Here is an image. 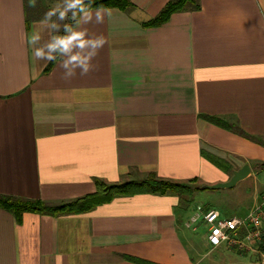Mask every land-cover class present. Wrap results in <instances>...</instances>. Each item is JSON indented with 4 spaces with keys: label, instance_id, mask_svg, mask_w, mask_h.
I'll return each instance as SVG.
<instances>
[{
    "label": "crops",
    "instance_id": "0c3cea01",
    "mask_svg": "<svg viewBox=\"0 0 264 264\" xmlns=\"http://www.w3.org/2000/svg\"><path fill=\"white\" fill-rule=\"evenodd\" d=\"M170 1L105 9L104 24L85 26L106 41L92 71L65 80L59 58L47 70L27 43L47 5L0 0L1 196L59 204L97 183L210 186L244 165L247 178L264 170V0H199L146 26ZM196 195H118L86 213L19 220L0 208V264H200Z\"/></svg>",
    "mask_w": 264,
    "mask_h": 264
},
{
    "label": "trees",
    "instance_id": "16d2710c",
    "mask_svg": "<svg viewBox=\"0 0 264 264\" xmlns=\"http://www.w3.org/2000/svg\"><path fill=\"white\" fill-rule=\"evenodd\" d=\"M86 3H88V0H86ZM91 5L92 7L90 10H95L98 7L102 6L104 9L118 8L124 11L130 6V0H91ZM198 8L199 0H171L159 13V15L148 22L146 26L156 27L162 25L163 23L167 22L169 17L175 12H179L182 10L195 11L198 10ZM70 15L71 14H69V16ZM69 24H75V22L70 19ZM61 34H63V28L61 29ZM55 61L56 60L51 61V63L47 67V70ZM202 117L206 121L222 129H235V127L218 118L209 116ZM206 158L219 169L225 172L229 170V166L224 161L208 155L206 156ZM193 192V189H191L186 183H175L152 176L142 181H128L115 185L97 183L95 193L74 199L70 202L59 204L47 203L42 200L23 199L18 197L0 195V208H3L11 213L17 220H19L24 213H34L38 215L57 217L62 215L86 213L100 204L109 202L118 195L171 193L182 197L183 195L191 196ZM257 248L260 253L264 254V241ZM132 261L138 264H151L136 260Z\"/></svg>",
    "mask_w": 264,
    "mask_h": 264
},
{
    "label": "clouds",
    "instance_id": "9594fccd",
    "mask_svg": "<svg viewBox=\"0 0 264 264\" xmlns=\"http://www.w3.org/2000/svg\"><path fill=\"white\" fill-rule=\"evenodd\" d=\"M91 0H63L54 9L47 11L38 22L39 28L27 38L33 48L34 60L53 61L59 58L62 78L70 80L79 72L86 76L93 69L92 61L106 43L102 33L90 32L86 25H102L107 10L102 6L91 11ZM69 14H71L69 16ZM56 17L54 21L52 18ZM71 19L75 24H61L57 21ZM47 30L49 38L41 44L42 31Z\"/></svg>",
    "mask_w": 264,
    "mask_h": 264
},
{
    "label": "rangeland",
    "instance_id": "374dc122",
    "mask_svg": "<svg viewBox=\"0 0 264 264\" xmlns=\"http://www.w3.org/2000/svg\"><path fill=\"white\" fill-rule=\"evenodd\" d=\"M34 2L42 7L47 5L45 11L41 10V13H39L45 14L48 10L53 9L49 7L48 2L62 4L63 0H34ZM69 21L70 19L57 22L61 24L62 29L63 24L69 23ZM257 170L258 168H255L257 174L240 181L231 189L206 190L204 188L208 185L205 183H186L193 189L192 195L197 192L191 208L194 207L195 217L198 216L199 219V223L195 224L196 229H198L195 238L204 255L200 264H259V258L253 252L239 251L238 253L234 249H228L225 245L215 249L207 247L205 244L207 228L202 221V216L206 210L216 211L221 218L241 219L246 217L251 211L252 201L258 200L264 192V170L259 172ZM192 195H183L182 197L191 199Z\"/></svg>",
    "mask_w": 264,
    "mask_h": 264
},
{
    "label": "built area",
    "instance_id": "2783aa9c",
    "mask_svg": "<svg viewBox=\"0 0 264 264\" xmlns=\"http://www.w3.org/2000/svg\"><path fill=\"white\" fill-rule=\"evenodd\" d=\"M202 221L207 228L210 248L225 245L228 249L253 252L259 258V264H264V254L257 248L264 241V192L244 218H221L216 211L210 210L203 214Z\"/></svg>",
    "mask_w": 264,
    "mask_h": 264
},
{
    "label": "water",
    "instance_id": "95a60500",
    "mask_svg": "<svg viewBox=\"0 0 264 264\" xmlns=\"http://www.w3.org/2000/svg\"><path fill=\"white\" fill-rule=\"evenodd\" d=\"M250 174V168L248 165H244L238 171H235L229 181L224 183H218L210 186H206L204 189L206 190H217V189H231L233 188L238 182L247 178Z\"/></svg>",
    "mask_w": 264,
    "mask_h": 264
}]
</instances>
